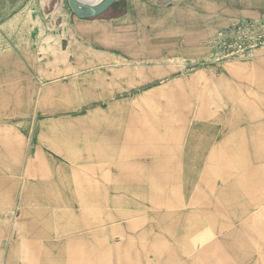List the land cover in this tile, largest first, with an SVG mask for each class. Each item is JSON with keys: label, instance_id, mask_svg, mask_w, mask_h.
Wrapping results in <instances>:
<instances>
[{"label": "crops", "instance_id": "0c3cea01", "mask_svg": "<svg viewBox=\"0 0 264 264\" xmlns=\"http://www.w3.org/2000/svg\"><path fill=\"white\" fill-rule=\"evenodd\" d=\"M111 8L95 18L67 16V36L60 39V51L41 53L40 45L47 47L40 44L41 32L47 39L51 14L41 12L40 0H0V199L5 181L28 180L30 166L37 164L36 153L44 155V165L51 160L46 158V144L35 136H50L52 113L66 110L52 109L51 102H151L152 109L141 105L135 126L141 154L146 148L151 160H181L167 163L178 166L179 173H188L195 164H219L230 167L231 176H260L264 61L214 64L209 41L215 32L239 21H264V0H118ZM181 65L193 66L194 71L180 73ZM218 71L220 79L215 76ZM195 89L217 105L215 128L202 129L201 123L194 122V105L177 106L195 104ZM159 107H166L164 112L171 116L169 131L158 126L163 117ZM113 112L104 117L95 113V160L101 151L111 149L112 159H124L114 165H128L131 112L126 108ZM187 132L191 133L187 143L178 146ZM157 133L170 141L152 146V135ZM214 158L220 161L213 162ZM20 166L27 167L22 179ZM5 168L9 173L5 174ZM239 208L245 213L248 206ZM241 220L251 223L254 218ZM244 231L246 235L253 232L247 227L236 236ZM235 244L253 245L239 240ZM237 252L252 253L241 246ZM13 261L9 258L4 264Z\"/></svg>", "mask_w": 264, "mask_h": 264}, {"label": "rangeland", "instance_id": "374dc122", "mask_svg": "<svg viewBox=\"0 0 264 264\" xmlns=\"http://www.w3.org/2000/svg\"><path fill=\"white\" fill-rule=\"evenodd\" d=\"M40 9L51 14V22L47 39L41 32L40 44L46 43L47 47L43 49L41 44L39 51L59 52L60 39L67 36L65 18L75 14L67 0H40ZM210 60L214 64L264 61V46L244 59ZM193 69L181 65L179 71L188 74ZM215 76L223 77L220 71ZM193 92L195 104L177 106L186 109L194 105V122L201 123L202 129L215 128L219 124L217 105L204 100L200 89ZM141 105L152 109L151 102L138 100L51 102L52 109L66 110L52 113L50 125L54 132L50 136L35 135L46 144L50 153L46 158L51 160L44 165V155L36 153L37 164L30 166L28 180L4 182L0 264L9 258L15 260L12 264L264 263V166L258 168L260 176L252 178L231 176L230 167L219 164H195L188 173H179L178 166L167 163L181 160H151L146 148L143 155L139 150L135 126L139 124ZM125 108L130 109L133 121L130 164L114 165L124 159H112L111 149L101 151L95 160V113L104 117ZM157 109L163 116L159 128L169 131L171 116L164 112L166 107ZM189 134H182L178 146H185ZM169 141L160 133L151 139L152 146ZM158 162L162 164L156 165ZM25 168L20 166L21 179L27 173ZM4 172L9 173L7 168ZM243 206H248L245 213L239 208ZM241 217L254 221L243 222ZM247 227L253 232L236 236L237 231ZM238 240L252 243L240 245L252 253L239 255L240 246L235 244Z\"/></svg>", "mask_w": 264, "mask_h": 264}, {"label": "built area", "instance_id": "2783aa9c", "mask_svg": "<svg viewBox=\"0 0 264 264\" xmlns=\"http://www.w3.org/2000/svg\"><path fill=\"white\" fill-rule=\"evenodd\" d=\"M209 44L211 58L217 62L247 58L264 46V21H239L215 32Z\"/></svg>", "mask_w": 264, "mask_h": 264}, {"label": "water", "instance_id": "95a60500", "mask_svg": "<svg viewBox=\"0 0 264 264\" xmlns=\"http://www.w3.org/2000/svg\"><path fill=\"white\" fill-rule=\"evenodd\" d=\"M118 0H104L101 3H85L79 0H67L68 5L72 12L81 19H89L95 18L98 16L103 15L111 7L117 2ZM81 9H84L85 12L82 13Z\"/></svg>", "mask_w": 264, "mask_h": 264}, {"label": "bare ground", "instance_id": "6f19581e", "mask_svg": "<svg viewBox=\"0 0 264 264\" xmlns=\"http://www.w3.org/2000/svg\"><path fill=\"white\" fill-rule=\"evenodd\" d=\"M79 1H82V2H85V3H101L104 0H79ZM81 12L84 13L85 10L81 9Z\"/></svg>", "mask_w": 264, "mask_h": 264}]
</instances>
